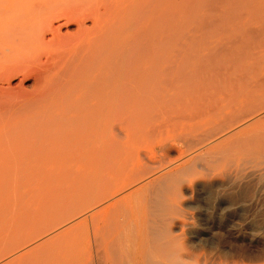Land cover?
Listing matches in <instances>:
<instances>
[{
    "label": "rangeland",
    "instance_id": "1",
    "mask_svg": "<svg viewBox=\"0 0 264 264\" xmlns=\"http://www.w3.org/2000/svg\"><path fill=\"white\" fill-rule=\"evenodd\" d=\"M3 1L7 2V0L0 1V24L10 18V15L12 16L11 18L24 21L26 16L28 18L32 16V14L37 15L36 11L40 12L38 13L39 16H36L40 22L36 27L32 26L35 28L34 30L30 27L29 30L23 34L18 33L15 35V31L13 32V30L8 29L7 32L4 33L6 30L3 31L0 29V47L3 48H0V65L4 62L1 66L15 67L14 64L18 66V68H14L15 72L13 71L11 75L9 74L8 80L11 86L15 88L14 90H23L24 94L26 93L25 96L27 100L23 99L22 101L19 99V102L17 101L18 104L15 103L17 105L16 108H22L26 102L34 103L39 100V93L41 92L40 82L44 75L51 80L56 79L55 77L58 76V79H56L58 83L57 80L60 81L63 74L66 76L63 77L67 79L68 72L71 69L75 71L76 65L81 61L83 62L85 57L87 59L89 53L93 56L98 50H96L95 53H92V50L90 52L89 47L91 43L89 44L87 39L91 40L90 38H92L93 35H89L91 33L95 34L97 31L99 32L100 28L105 26L103 22L105 23L108 21L112 29L116 24L113 29L114 31L116 30V33L117 26L121 28L123 23L122 20L117 21L116 16H118V12L120 11L119 18H123L121 16L123 10L126 8L125 6H127L126 4H128L129 8H127L130 11L131 9H137L142 4V6H145L143 16L144 24H142V27H144L143 30L146 33L142 34L145 37L144 40L142 38V44L146 41V43L143 44L145 48H143L142 45L140 46V48L142 47V50H144L142 54L136 52H141V50H138L139 48L137 50L133 49L139 46L140 36L137 34L133 35L134 32L132 31L133 28L131 29V25H129L130 27L128 30L126 28L130 23H128V19L133 17L132 19L136 21L135 12H133L135 10L131 11L132 17H130L131 15L128 16L130 18L127 17L128 13H126L127 15L123 14V16L125 15L127 17H125L127 22L124 21L125 25L123 24L124 26H122L126 29V34L124 35L125 32L122 33L123 28L118 30V32H121L124 36L121 37V41L119 38L122 34H119L120 36L117 35V38L115 37V40L119 39V42L116 41L117 43H114V45H119L121 48L119 49L118 46L115 45L118 50L113 49L114 51L112 54L115 56L117 55L115 57L111 54L113 56L112 59L114 58L113 62L116 61V58L121 59V57H124L123 59L125 61L130 57L125 63L122 62L123 64L120 65L121 67L119 66L121 70L122 67H127L126 69L128 70L130 68L132 69L129 70L131 74H126L127 71L124 73L123 70L125 68H123V73H121L127 75H123L124 78L128 76L131 78V75H133V77L139 76L140 78H137L140 80L146 73L144 77L147 81L149 78L146 75L150 72L151 74L148 75L150 76V83L147 86L145 97L141 96V98L143 97L142 99L137 97L139 101L137 98L134 99V95L132 94V96L131 93L130 98L129 96L126 97V99L122 98V96L124 97L126 94L125 90L127 91L128 88L131 87V81L134 82L136 77L133 79L134 81L128 78V81L125 80V82L122 80V74L120 73V76L118 74V72L121 71L120 69L114 72L118 74L116 78H120L118 79L119 81L122 80V82H117L121 83V91L124 87L126 88L127 85L128 88H124V95L122 91V96H120L121 91L118 90V85L116 88L120 94L118 95L117 91L114 94L113 101H115V103H118L120 100V102H127L128 99L130 101L128 102L129 105L131 102H135V100L140 103L136 101L138 103L136 104L135 102V105H139V108H136L137 106L133 105L134 103L131 104L133 108L135 107L136 110L138 109L137 111L134 109L132 111L133 113L130 109L131 106L130 108L129 106L126 108L125 104L127 103H124L122 108H118L120 110L116 109L117 111L112 113L111 117L113 119L111 118V127L113 128L111 129H113V144L111 147L112 149H109L111 151H107L108 157L112 158H108L106 156L107 154L105 155L106 157L104 156L105 146H101L104 145V142L100 143V145L97 143V149L99 150L97 151L98 156L91 160L77 159V157H73V160L69 159L67 162L63 160L62 163L60 162L59 167H54L55 169L52 168L49 173L44 175L45 177L34 176L30 187L23 186L16 189H0V264H264V112L262 113L263 110H260L264 108V86L262 85L264 84V1L260 0V3H258L259 0H198V2L197 0H162L161 2L155 0V2H158H156L157 5L148 7L145 0H46L45 5L49 2L53 9H56L55 6L60 2L57 9L54 11V13L56 12L57 14H59L62 9L65 10V8L66 11L68 8H74L75 11V7L78 8V6L79 8L82 6L81 8L84 7V9H88V7H97L96 9L99 11L94 8L96 14H93L95 13L93 10V13L89 12L92 8H89L90 10L86 9L87 12L93 14V16L87 14L90 19L87 15H84L85 19H83V15L79 13L82 12L81 8L79 12L76 10L78 12H76V14H79L78 16H74V13H72L73 10L71 9L72 12H70L72 15L70 12L68 14L64 12V16L66 14L64 17L61 12L60 14H62V17L55 14L56 16L54 15L55 17L51 18L49 14L48 16L43 13L45 15L43 17V14H40L43 12L42 8L45 7V5H43L45 0H43L42 5H40V1L42 0H23L22 5V2L20 3L16 0V5L15 2L11 0H8L7 4L4 3V5L1 4ZM10 2V6H12V4L15 5L12 6L14 9L9 6ZM31 2H33V4ZM38 2L39 5L42 6L41 9L37 7ZM204 2L206 6H203ZM217 2L220 3L218 4ZM25 3L28 8L24 5ZM119 3L123 4L120 5ZM34 4L36 6H34ZM118 4L122 7L120 8ZM152 4L155 5L154 2ZM244 4L246 5L242 6ZM1 5L5 7L2 8ZM29 5H33L31 8L34 10H30L31 8ZM7 6H9L10 9H8ZM59 6L61 11L59 10ZM103 6H105V8L107 7V9L109 8L110 14L113 12L112 14L115 15L114 12H117L116 16L112 19V16L105 12L107 9ZM202 6L204 11L208 8L209 11L207 10V13H211L212 15L203 12ZM232 6H234L236 11ZM118 7L121 10H117ZM103 8L108 17L110 16V18L107 19H112L111 21H106L105 14L102 15L103 18H99V15L103 14ZM113 8L116 9L114 10ZM229 8H231L232 12L228 11ZM12 9L15 10V13ZM111 9L113 10L111 11ZM97 11L102 12L99 14ZM12 12L14 15L11 14ZM29 12H31V14ZM235 12L241 16L238 17L240 19L239 23H248L252 29H254V32L255 29L259 32L261 27L263 28L260 33L256 32L255 35L257 38L255 37L254 41L252 40L249 42L251 43L250 46L247 45L248 42L245 44L248 50H243L242 58L244 59H240V55L242 54L239 55V59H237L238 63L236 61L237 64L235 65L236 69L232 67L231 63V69H229L228 63L223 64V66H226L225 68L229 69L228 74L231 78H235L236 80L238 78H236V76H242L244 78V81L242 80L243 83L241 80V82L237 80L234 84L237 88L233 86L236 89L237 95L233 94V88L228 87L227 88L232 91H228L227 89V91H225L223 89L221 91L225 94L221 93L220 95L219 92L218 94L214 92L211 85L206 80L209 78L208 81L215 87L214 81L212 82L210 78L213 73L207 71L208 67H205L206 70L203 67L204 70H201L202 72L199 70L203 73V75L200 73L198 75L199 77L191 75V72H193V74L195 72L196 74V69H198V65H195L197 64L196 54L203 56L210 52L212 53L216 49L208 50L207 52L203 50L204 45L200 43V50L198 49L200 52L196 50L197 53L195 54L194 51L197 49L195 45H197L198 42H195L192 35L196 37L201 32L211 33L212 30L216 33L219 26V28L224 27L225 29L226 27L228 28L227 30H231L230 28H233L231 24H235L233 26H236L238 18L233 21V23L225 22L224 18L231 13L235 14ZM241 12H243L242 15ZM28 13L30 15H28ZM97 13L99 14V21ZM205 13L207 14L206 16H204ZM218 13H220L222 17H220ZM83 14H86V12H83ZM195 14L199 17L196 18ZM7 15L9 16L5 17ZM252 15L254 16L252 17ZM3 17L5 20H2ZM36 17L35 20H37ZM46 17L48 20H46ZM75 17H78L77 19L80 25L83 23L82 25L84 26H82V29H89L87 32L84 30L81 31ZM203 17L207 18L205 19ZM218 17L221 19L223 18L224 21H220L227 24L222 22L223 25H221L217 22L219 21L217 19L216 23L214 21V23L211 24L212 26L214 25V27L218 25L216 26L217 29L214 28L216 31L213 28L210 30V28L206 26L203 27L202 25L197 27L198 24L196 22L197 25L193 23V20L197 22L200 21L201 19L199 18L205 19L203 20L204 22H211L212 19L214 20V18ZM255 17H257L259 23L257 20H254ZM44 18L47 22L44 26H41V21L43 24ZM125 18L123 19L126 20ZM100 20L102 21L100 22ZM115 21L116 23L114 24ZM176 21H180V24H176ZM49 22H53L57 30L59 29L58 33L60 32V35L62 34L69 39V41L71 37L76 40L75 37L80 32L84 31L86 36H84V39L87 41L83 40L82 35H78L79 39L77 40L81 41L82 38V41H84L83 44L85 45L81 46H85V48L82 49L79 45L80 41H76L77 45L75 41H72L75 45L70 43L71 41H68L69 44L72 45L71 48L69 47L71 49L69 52L67 51L69 48L66 49V45H64L65 47H61L58 41L56 44L53 42L55 45L50 44L49 40H51L52 35L46 28ZM98 22L100 26H98ZM112 23L114 24L113 26ZM133 23L134 22H132V24ZM110 25L107 23L106 27ZM93 26L95 27V32ZM259 26L260 29L258 28ZM78 27L80 28V32L78 31ZM200 27L201 29L199 30L198 28ZM130 30L132 34L129 33ZM42 34L45 35V40H41L40 37H35ZM96 35H98V33L94 36L97 38L98 36ZM63 36L61 39H64ZM136 36L139 37L137 38ZM242 36L240 35L241 40L245 42L246 38ZM66 38L65 41L67 40ZM215 39L218 40L217 37H215ZM215 39L213 41H215ZM122 41L126 45L122 43L123 45L121 44L122 46H120ZM130 41L133 44H137V47H132L133 44L130 46ZM252 42H255V44ZM57 44H59V46H56ZM93 45H95V43L91 46ZM260 45H262V47H260ZM56 47H58V49ZM95 47L98 48L97 45H95L94 48ZM61 48H65L66 50H64L67 52L66 55L63 54V57L61 52L60 55L57 54V51H60ZM91 48L93 49V47ZM64 50H62V53ZM72 50L74 52L75 50H77L76 52H82L80 55H76L77 53L75 52L77 58L73 54L75 60L71 57L75 63L68 59L69 55L73 56L70 53L73 52ZM115 50H117L118 53H115ZM87 52L89 53L86 56L85 53ZM68 53L70 54L68 55ZM123 53L124 56H121ZM83 55L85 57L81 60ZM143 55L144 58L142 59L145 60H143L144 62L141 60V56L143 57ZM193 55H196V57ZM56 56L58 58H56ZM236 56L237 54L233 56V59L234 57L236 58ZM246 56L251 57L248 59ZM135 57L140 58L136 59ZM130 59L131 61L128 63ZM138 59L142 61V65ZM68 60L72 63L68 62ZM88 60L86 62H88ZM133 60L134 62L136 60L138 62L136 68ZM67 62L70 63L71 67L70 65L66 66L68 65ZM132 62L134 64L131 66ZM139 63L141 71L144 70L143 75L140 74L141 71L136 73L137 70H139ZM128 64L131 67H129ZM234 64L233 62V65ZM194 65L197 67L195 68ZM67 67H70V69ZM192 67L194 68L192 69ZM252 67L256 68L257 71L254 68L251 70ZM66 68L69 71H67ZM243 69L247 70V73L246 70L242 71V73H246V76L240 73ZM64 70H66V73ZM199 71L197 70L198 73ZM70 73L72 72L70 71ZM58 74L60 75V79ZM254 75H256V77ZM200 76L203 78L206 77V81ZM207 76L210 77L207 78ZM256 78L259 82H262H260V84L256 83L258 82ZM90 80L89 84L91 85L92 81ZM94 81L96 83V80ZM123 81L126 83V86H124L125 84ZM146 81L145 84L148 83V81ZM222 81V84L221 81L218 83L220 87L225 86L224 81L227 83L226 80ZM248 81L251 82V84L249 83L250 85H247ZM97 82L100 83L101 81ZM113 82L115 83L114 85L117 84L116 80H113L112 83ZM135 82L134 84L136 85ZM87 83L85 85L89 86ZM98 83H96L97 86ZM240 83L242 87H239L241 86ZM254 83L259 84L258 87L261 86L259 88L257 86V88H251V86H254ZM92 84H94V82ZM96 84L92 87L96 86ZM204 85L209 87H205ZM227 85L229 84L227 83ZM245 85H247V87H245ZM249 89L251 90V94H248L250 98H247L248 96L245 92H249ZM130 91L129 88V91H127L128 95ZM213 92L215 98L212 95ZM222 94L227 95V97H224ZM243 94H246L247 97L243 96ZM251 95L253 96L251 97ZM132 97L133 99H131ZM254 97L255 99H253ZM245 99H247L248 105ZM256 99L259 100L256 101ZM252 101L253 108H250L249 104ZM246 105L248 106L247 108H245ZM260 106H262V108ZM257 108L260 111L257 110ZM254 110L256 111L254 112L255 114L252 113ZM241 112L242 114H240ZM243 112H245V114L247 112L250 114L248 115L247 113V116H245ZM59 113L60 118L62 113ZM49 116L51 117V114L39 117V119L43 121L41 123L48 122L49 118L48 120L46 118ZM66 116L67 115L63 114L62 117ZM237 116L241 118L242 121L239 122L241 119L237 118ZM261 116H263V118H261ZM35 120L36 119L33 118L31 122L34 125L38 122H35ZM37 124H39V122ZM217 131H221V133L219 132V135L214 136ZM101 141H103V138ZM115 144L118 145V147L115 146ZM100 146L104 147V149ZM109 152H113L112 155L111 153L109 154ZM66 160L67 159H65V161ZM60 172L62 173L61 175ZM144 172L146 174H144ZM50 173H54L52 175H54L55 178H52L54 176L50 177ZM48 179L49 181L51 180L50 183ZM40 182H43V184H40ZM37 183L40 184V186H38ZM84 186L85 190H90L84 192ZM51 189L58 193L56 194ZM107 190L108 192H106ZM88 192L93 193L90 194ZM78 193L80 194L79 196ZM83 195L84 199H82ZM57 197H59V199ZM72 197L75 199H72ZM101 197L104 202H101ZM60 198H62L66 204ZM106 198L108 199L107 201ZM98 200L101 201L99 202ZM46 201H48L49 204ZM69 201L73 202V204L75 202L76 205L72 206ZM45 202L47 204H44ZM62 204L65 205L68 210L62 207L63 209L60 208V210H58L59 208H57L56 211L55 205L59 207L62 206ZM70 205L75 209L70 208V210ZM150 205L152 207H150ZM39 206H41V208ZM68 213H72V216H70L71 214L68 215ZM111 223L112 226L110 225Z\"/></svg>",
    "mask_w": 264,
    "mask_h": 264
},
{
    "label": "bare ground",
    "instance_id": "2",
    "mask_svg": "<svg viewBox=\"0 0 264 264\" xmlns=\"http://www.w3.org/2000/svg\"><path fill=\"white\" fill-rule=\"evenodd\" d=\"M1 1V0H0ZM12 2L14 1L15 2V0H11ZM16 1H18V2H22L23 0H16ZM33 1V0H32ZM54 1V0H53ZM52 1V2H53ZM58 1V0H57ZM61 1V0H60ZM79 1V0H78ZM125 1V0H124ZM141 1H143V0H141ZM160 2L162 1V0H159ZM219 1V0H218ZM230 1V0H229ZM264 1V0H263ZM262 1V2H263ZM7 2H8V0H7ZM7 2H5V1H3V3H1V4H4V3H6L7 4ZM26 2V1H25ZM41 2V4L40 5H42V3H43V0L42 1H40ZM48 2V1H47ZM51 2V1H50ZM145 2H146V4H147V6L148 7H154V6H156L157 5V3L155 2V0H145ZM155 3V5L154 4H152V3ZM197 2H198V0H197ZM32 4H33V2H31ZM34 3L36 4V2L34 1ZM45 3H46V0H45V2H44V4L43 5H45ZM49 3V2H48ZM47 3V4H48ZM57 3V2H56ZM212 3V2H211ZM218 3V2H217ZM217 3H214V4H217ZM220 3V2H219ZM218 3V4H219ZM226 3V2H225ZM233 3V2H232ZM235 3V2H234ZM258 3H260V0H259V2ZM10 4H11V2L9 3V6H10ZM17 3L15 2V5H16ZM23 4V2L21 3V5ZM34 4V6H36ZM38 5H39V2L37 3ZM46 4V5H47ZM59 4H60V2H59ZM58 4V5H59ZM105 4V3H104ZM113 4V3H112ZM120 4V3H119ZM118 4V6L120 7V5H122L123 3H121L120 5ZM217 4V5H218ZM238 4V3H237ZM5 5V4H4ZM15 5H13L12 4V6H15ZM20 5V4H19ZM19 5H17L18 7H20ZM26 7H27V5H26V3L24 4ZM24 5H23V7H24ZM37 5V7H39V9H41L42 8V6H38ZM45 5V9L44 8H42V10H43V12L40 14V15H42L43 13L46 15H50L51 16V18L52 17H55L56 15H62V16H64V12L66 13L67 12V14L71 11V9L73 10V12L72 13H74L73 15L75 16H78L79 14H76V10H78V12L81 10L82 12H79L80 14H82L83 16L82 17H84V15H87V14H90V13H93V12H95L94 10L97 8V7H94V8H92V7H88V9L87 8H85L84 9V7L83 8H81L82 6H80V8H79V6H78V8H76L75 7V11H74V8H68L67 9V11H66V8H65V10L64 9H62V11H61V8H60V6H59V10L62 12V14H57L56 12L54 13V11L57 9V6L58 5H53V6H55V8L56 9H53V7H52V5H51V3H49L47 6ZM49 5H51V6H49ZM64 5V4H63ZM116 5V4H115ZM127 6H125L124 8L126 9V11H125V9L124 8H122V9H124L123 10V13H122V16L121 17H123V18H125L126 16L124 15L123 16V14H126V13H128V15H127V17L128 16H130L131 15V11H133V10H135V11H133V12H135L134 13V15L136 16V21L134 20V19H132L133 17H132V15L130 16V17H132V18H130V17H128V18H130V19H128L129 21H128V23H126V24H128V26L126 27L127 28V30L129 29V25H131V29L133 28V35H135V34H137V35H139L140 36V40L139 39H137V40H139V46L137 47V44H133L131 41V43H130V46H132L131 44H133V46L132 47H134V46H136L137 48H133V49H135V50H137L138 48V50H141V52H139V51H136V52H138V54L139 53H141L142 54V51H144V50H142V47L143 48H145V46H143V44H145L146 43V41L142 44V38H143V40H144V36L142 35L143 33H145V31L143 30V28L144 27H142V24H144V8H145V6H140V7H138L137 9H131V11L128 9L129 7H128V4H126ZM198 5V4H197ZM201 5V4H200ZM233 5V4H232ZM246 4H244V5H242V6H245ZM2 6V8H4L5 6H3V5H1ZM7 6V8L8 9H10V7H12V6ZM33 6V5H32ZM31 5H29V7L31 8L32 7ZM117 6V5H116ZM203 6H206L205 5V2H204V5ZM203 6H202V9H203ZM229 6V5H228ZM104 8H105V6H103ZM119 7L117 8V10L119 9ZM122 7V6H121ZM120 7V8H121ZM128 7V8H127ZM230 7H231V5H230ZM233 7V9H235L234 8V6H232ZM247 7V6H246ZM13 8V7H12ZM21 8H22V6H21ZM21 8H19V9H21ZM28 8V7H27ZM91 10H90V9ZM101 8V7H100ZM99 8V9H100ZM103 8V9H104ZM204 8H206V7H204ZM223 8V7H222ZM248 8V7H247ZM14 9V8H13ZM12 9V10H13ZM26 9V8H25ZM25 9H24V12H25ZM33 8H31L30 10H32ZM37 9V8H36ZM35 9V10H36ZM90 10L89 12H87V10ZM105 9H107V7L105 8ZM105 9L103 10V14H100V12H102V11H100V12H98L99 10L98 9H96V10H98L97 12L100 14H98L97 13V18H98V15H99V18L101 19V18H103V16L102 15H106V21H108V20H110V19H107V18H110V16H112L111 18L113 19L114 18V16H116V14H117V12H114L115 13V15L114 14H110L109 12H110V10H108V12H107V10L105 11ZM114 10L116 9V8H113ZM113 9H111V11L113 10ZM214 9V8H213ZM34 10V9H33ZM38 10V9H37ZM47 12H49V13H47ZM69 10V11H68ZM85 10V11H84ZM92 10H93V12H92ZM119 10H121V9H119ZM127 10H128V12H127ZM153 10H154V8H153ZM206 10V9H205ZM207 10H208V8H207ZM207 10L206 11H204V9H203V12H206L207 13ZM217 10V9H216ZM225 10V9H224ZM239 10V9H238ZM242 10V9H241ZM3 11H5V10H3ZM14 11V13H15V10H13ZM22 11V10H21ZM109 13L110 14V16L108 17V15L105 13ZM155 11V10H154ZM209 11V10H208ZM228 11L230 12L231 11V8H229L228 9ZM234 11V10H233ZM235 11H236V9H235ZM16 12H18V11H16ZM23 12V11H22ZM37 12V15H38V13H40L39 11H36ZM46 12V13H45ZM51 12V13H50ZM71 12H70V14H71ZM77 12V13H78ZM83 12H86V14H83ZM125 12V13H124ZM223 12V11H222ZM226 12V11H225ZM232 12V11H231ZM240 12V11H239ZM258 12V11H257ZM30 14H31V12H29ZM28 13V15H30ZM33 13V12H32ZM34 13H35V11H34ZM53 13V14H52ZM119 13H120V11L118 12V16H116V20L117 21H119V20H122L123 21V23H122V26H124L125 24H124V21L125 22H127V17L125 18L126 20H124L123 18L121 19V18H119L120 16H119ZM130 13V14H129ZM205 13V15L204 16H206L207 14H211V13H207L206 14ZM215 13V12H214ZM221 13V12H220ZM220 13H218L219 15H220V17H222L221 16V14ZM224 13V12H223ZM234 13V12H233ZM233 13H231V14H229V15H226L225 17L226 18H224L225 19V22H228V23H233V21H235L239 16H240V14H236V12H235V14H233ZM238 13V12H237ZM242 13L243 12H241V15H242ZM254 13V12H253ZM1 14V13H0ZM4 14V13H3ZM6 14V13H5ZM11 14H13V12L11 13ZM43 14V17L45 16ZM52 14V15H51ZM56 14V15H55ZM93 14H96V12L95 13H93ZM93 14H90L89 16H93ZM226 14V13H225ZM227 14H228V12H227ZM251 14V13H250ZM14 15V14H13ZM36 14H32V16H30V17H28L27 18V16H26V21L24 20V21H18L17 20V18L15 19V18H11L12 16L10 15H7V16H5V17H10V18H6L7 20L4 22H2L1 24H0V29H2L3 31H5L4 33H6L7 32V30L9 29V30H13V32L15 31V35L16 34H18V33H21V34H23L24 32H26L27 30H29V28L30 27H32V26H35L36 27V25L40 22V20L36 17L37 16ZM48 15V16H49ZM55 15V16H54ZM72 15V14H71ZM70 15V16H71ZM196 16V18L197 17H199V16H197V14H195ZM212 15V14H211ZM39 16V15H38ZM47 16V17H48ZM61 16V17H62ZM65 16H66V14H65ZM64 16V17H65ZM69 16V15H68ZM73 16V17H74ZM88 15H87V17L90 19V17H89ZM102 16V17H101ZM254 15H252V17H253ZM14 17V16H13ZM17 17V16H16ZM35 17H36V19L37 20H39V21H37V20H35ZM46 17V20H48V18ZM63 17V18H64ZM81 17V16H80ZM79 17V18H80ZM194 17V18H195ZM202 17V16H201ZM208 17V16H207ZM206 17V18H207ZM241 17V16H240ZM250 17V16H249ZM59 18V17H58ZM78 18V17H77ZM76 17H75V19H77ZM99 18H98V21H99ZM193 18V19H194ZM203 18H205V17H203ZM203 18H199V19H201L200 21H195V20H193L194 22L193 23H195L196 25H197V27L198 26H203V27H208V28H210V30H212V28L214 29H217V27L216 26H218V25H216L215 27H214V25L212 26L211 24H213L214 23V21H215V23H216V21H217V19L219 20V21H217V22H219V24H221V25H223V23H225V22H223L224 21V19L222 18H214V20L212 19V21L211 20H209V21H211V22H208V21H203V20H205V19H203ZM210 18V17H209ZM20 19V18H19ZM83 19H85V17L83 18ZM111 19V20H112ZM211 19V18H210ZM216 19V20H215ZM2 20H5V18L3 17V19ZM16 20V21H15ZM37 21V22H35V21ZM110 20V21H111ZM115 20V19H114ZM131 20H133V21H131ZM220 20H223L222 22L220 21ZM253 20V19H252ZM254 20H257L258 21V19H257V17H255L254 18ZM11 21H14V22H11ZM44 23L42 24V21H41V26H44L45 24H46V22L47 21H45V18H44ZM81 21H83V20H81ZM102 20H100V22H101ZM121 21V22H122ZM202 21V22H201ZM239 21H240V19L238 18V23H237V25L236 26H233V25H235V24H231L232 25V27L233 28H230L231 30H227L228 28H226L225 27V29H224V27H221V28H219L218 27V29H217V32L216 33H214V31L212 30V32L211 33H209L208 31V33H206V32H201V33H199V35H197L196 37L194 36L193 37V35H192V38H194L195 39V42L197 43V45H195L196 47H197V49H195V54L197 53V52H200V51H198V49L200 50V47H199V45H200V43L202 44V45H204V47H203V50H205V51H207L208 52V50H213V49H215L211 54L209 53V54H207V55H201V56H199L198 54H196L197 55V64H195V65H198V69H196V74H195V72H194V74H193V72H191V75L193 76L194 75V77H199L198 75L202 72L201 70H204L205 69V67H208V72L209 73H213V75L210 77V76H207V78L208 77H210L211 78V81L213 82L214 81V83H215V87L211 84V82H209L208 81V79H206V77L205 78H203L202 76H200V77H202V79L204 80V81H206L207 80V82L211 85V88L214 90V92H216L217 94H218V92L220 93V95H221V93H224L223 91H221V90H225V91H232V90H229L228 88H233L234 90H233V94H236V89L233 87V86H235L236 87V85H234L236 82H237V80H243L244 81V78L242 77V76H236V78H237V80L235 79V78H231L230 77V75L228 74V71H229V69H231V64H232V67H234L235 68V65L238 63V61H237V59H239V55L240 54H242V55H240L241 57H240V59L242 58V56H243V50H246L247 48V46H245V44H247V42H248V46H250L251 45V43H249L250 41H254V38L256 37L257 38V36L255 35L256 34V32L258 31V30H256L255 29V32H254V29H252V27L247 23V24H242L241 22V24L239 23ZM0 22H1V20H0ZM75 22H76V20H75ZM132 22H134L133 24H132ZM180 22V21H179ZM179 22H177L176 21V24H180ZM221 22V23H220ZM79 23V20L77 19V24ZM82 23V22H81ZM99 23V22H98ZM106 23V24H105ZM103 22V25H105L104 27L102 26V28H100V33L97 31L95 34H97L98 33V35H96V36H98L97 38L96 37H94L95 36V34H93V33H91L89 36H91V35H93V40H92V38H90L91 40H89V39H87L88 40V42H89V44H90V47H89V49H90V52H91V50H92V53L94 52L95 53V51L96 50H98L93 56L89 53V52H87V53H85V55L87 56V54L89 53V56L91 55V57L89 58V56H87V59H86V57L83 55V57L81 58V60H83L84 59V57H85V59H84V61L82 62H79V64H77L76 65V70L73 72L72 71V69L70 70L72 73H70V71L67 69V68H69L70 69V67H71V65H70V63H68V62H73V60H75V57H76V55H80L81 53L80 52H76L77 50H75V52L77 53H75L73 50L74 49H77V48H74L72 51L73 52H70L72 55L74 54H76L75 55V57H74V55L73 56H71V55H69L70 53H68V55H69V57H68V59L69 60H71V61H69L68 60V62H67V64L68 65H66V66H69L70 65V67H67L66 68V70L67 71H69L68 73L69 74H67V79L66 78H64V77H66V76H64V74H63V76H62V79L60 80V81H62V80H66V81H62V82H60L59 80H57L58 81V83L56 82V79H58V76L57 77H55L56 79H53V80H51V79H49L47 76H43L42 77V79H41V82H40V87H41V92L39 93V100H37L36 102H26L25 103V105H23V107L21 108H16V104L15 103H17V101L19 102V99L20 100H22L23 101V99L24 100H27V98H26V96H25V94H24V91L23 90H20V91H16V90H14L15 88H13L12 86H11V84H10V81L8 80V77H9V74L11 75V73L14 71L15 72V70H14V68L16 69V67L18 68V66L16 65V64H14L15 65V67H13V66H5V65H3V66H1L3 63H1V65H0V189H5L6 188V190H7V188L8 189H16V188H18V187H25V186H28V187H30L31 186V184H32V182H33V179H34V176L36 177V176H44V175H46L47 173H49V171L52 169V168H54V167H59V165H60V162L62 163V161L64 160V162H67L69 159H72L73 157H77V159H86V160H91L92 158H94V157H97L98 156V153H97V151H99L98 149H97V146H98V144L100 145V143H103L104 142V145H101V146H105V151H104V156L106 155L107 157H108V153H107V151H111V150H109V149H112L111 147H112V142H113V129H111V128H113V127H111V116H112V113L113 112H115V111H117V110H120V109H118V108H122V105H124V103H127V104H125L126 105V108H127V106H129V108H130V106H131V104L132 103H134L133 105H135V102L137 101V100H135V102H131V104L129 105V103L128 102H130L128 99H127V102L126 101H124V102H118V103H115V101H113L114 100V94L119 90V91H121V83H117V82H122V80H126V81H128L127 79L128 78H130L129 76L128 77H126V78H124V76L123 75H125V76H127L126 74H131L130 73V71L129 70H132L131 68L128 70V69H126L125 67H122V70H123V68H125L124 70H123V72L125 73L126 71H127V73L126 74H122L123 72H122V70L120 69V65L121 64H123V63H125V61L127 60V59H129V58H127L125 61H124V57L122 58L121 57V59H117L116 58V61L115 62H113L114 61V58L112 59V57L113 56H115L114 54H112L113 53V49H117L118 50V48L120 49L121 47H119V45H116V46H118V48H116V46L114 45V43H117L116 41H118L119 39H120V41H121V37H123L125 34H126V29L125 28H123L122 26H121V28H123L122 29V33H124V35L120 32H118V30L119 29H121V28H119L118 26H117V32L115 33V31L113 30L114 28H115V23H116V21L114 22V24L112 23V26L114 25V27H113V29H112V27H111V25H110V23H109V21L108 22ZM107 23H108V25H110V26H108V27H106V25H107ZM120 23V22H119ZM191 23H192V21H191ZM201 23V24H200ZM257 23V22H256ZM258 23H259V21H258ZM83 24V23H82ZM80 25V23L78 24L79 25V27L81 28V31L82 30H84V31H86L87 32V30H89L88 28L87 29H82V26H84V25ZM117 24H118V22H117ZM121 24V23H120ZM124 24V25H123ZM225 24H227V23H225ZM98 25V24H97ZM132 25H133V27H132ZM230 25V26H231ZM259 25V24H258ZM40 26V25H39ZM95 26V25H94ZM93 26V27H94ZM98 26H100V23H99V25ZM120 26V25H119ZM177 26V25H176ZM193 26H195V25H193ZM212 26V27H211ZM227 26V25H226ZM261 26V25H260ZM260 26L258 27L259 29H260ZM78 27V31L80 32V28ZM228 27V26H227ZM33 28V27H32ZM31 28V29H32ZM46 28L48 29V31L50 32V34L52 35V38H51V40H49V43L50 44H54L53 42H55V44L57 43V41H58V43L61 45V47H63L64 45H66V49L67 48H71V44H69V42L70 43H72L73 44V42L72 41H80V40H77V39H79V37H78V35L80 36V35H82V37H83V40L84 41H87L86 39H84V36H85V34H84V31L83 32H80L78 35H77V33H76V40L73 38V37H71L70 39V41H69V39H67L65 36H63L62 34V36H63V38L64 39H61V35H60V32L58 33V31H59V29L57 30V27H55L54 26V23L53 22H49V23H47V25H46ZM84 28V27H83ZM85 28H86V26H85ZM196 28V27H195ZM194 28V29H195ZM263 27H261V29H262ZM35 28H33V30H34ZM125 29V30H124ZM199 30L201 29V27L200 28H198ZM197 29V30H198ZM214 29V30H215ZM261 29H260V31L259 32H257V33H260L261 32ZM93 30H94V32L96 31L95 30V27L93 28ZM124 30V31H123ZM144 32H143V31ZM206 30H207V28H206ZM2 31V32H3ZM40 31V30H39ZM91 31H92V29H91ZM216 31V30H215ZM1 32V31H0ZM11 32V31H10ZM93 32V31H92ZM9 33V32H8ZM129 33H131V30L129 31ZM13 34V33H12ZM12 34H10V35H12ZM116 34V35H115ZM119 34H122V36H120ZM132 34V33H131ZM130 34V35H131ZM146 34V33H145ZM14 35V36H15ZM117 35H119L120 36V38L119 39H116L115 40V37L117 38ZM133 35H132V37H133ZM240 35L242 36V37H244V38H246L245 39V42L244 41H242L241 40V37H240ZM88 36V37H89ZM199 36V37H198ZM1 37V36H0ZM9 37V36H8ZM16 37V36H15ZM28 37V36H27ZM35 37H40L41 38V40H45L46 39V37H45V35L44 34H42V35H37V36H35ZM68 37V36H67ZM78 37V38H77ZM86 37V36H85ZM215 37H217L218 38V40L217 39H215ZM65 38L67 39L66 41H67V43H66V41H65ZM73 38V39H72ZM264 38V37H263ZM2 39V38H1ZM12 39V38H11ZM193 39V40H194ZM215 39V41H213ZM250 39V40H249ZM3 40V39H2ZM60 40H62V41H60ZM63 40H64V42H63ZM124 40V39H123ZM261 40V39H260ZM16 41H19V40H16ZM52 41V42H51ZM69 41V42H68ZM81 41H82V38H81ZM80 41V43H79V45L81 46H83V45H85V44H83L84 43V41H82L81 42ZM124 41H126V40H124ZM134 41H135V39H134ZM4 42V41H3ZM20 42V41H19ZM46 42V41H45ZM61 42V43H60ZM119 42V41H118ZM136 42V41H135ZM138 42V41H137ZM43 43V42H42ZM63 43V44H62ZM65 43V44H64ZM95 43V45H97L98 46V48H94V46L95 45H93V46H91L92 44H94ZM124 44V42L122 41L121 43H120V46H122L123 44ZM195 43V44H196ZM253 43V42H252ZM54 44V45H55ZM59 44H57L56 46H59ZM67 44H69V45H67ZM122 44V45H121ZM253 44H255V42L253 43ZM3 45V44H2ZM73 45H75V44H73ZM76 45H77V42H76ZM124 45H126V44H124ZM142 45V47L140 48V46ZM1 46V45H0ZM20 46V45H19ZM79 46V47H80ZM81 46V47H82ZM15 47V46H14ZM65 47V46H64ZM76 47H78V46H76ZM88 47V46H87ZM91 47H93V49L91 48ZM115 47V48H114ZM125 47V46H124ZM132 47H131V49H132ZM260 47H262V45H260ZM0 48H2V47H0ZM16 48V47H15ZM57 49H58V47H56ZM69 48V50H67L68 52L71 50ZM83 48H85V46L84 47H82V49ZM248 48H250V47H248ZM3 49V48H2ZM62 49V48H61ZM60 49V51H57V54H59L60 55V52H61V54H62V57L64 56L63 54H65L66 55V49L64 50V49H62V50H64L63 51V53H62V50ZM79 49V48H78ZM82 49H81V51H82ZM88 49V48H87ZM87 49H85V50H87ZM95 49V50H94ZM94 50V51H93ZM117 50H115V53L117 52L118 53V51ZM126 50V49H125ZM134 50V51H135ZM196 50H197V52H196ZM248 50V49H247ZM2 51V50H1ZM9 51V50H8ZM79 51H80V49H79ZM123 51V50H122ZM252 51V50H251ZM59 52V53H58ZM126 52V51H125ZM135 52V53H136ZM241 52V53H240ZM113 56H112V55ZM134 54V53H133ZM138 54H136V55H138ZM237 54V56H236V58L234 57V59H233V56L234 55H236ZM256 54V53H255ZM118 55H120V54H118ZM127 55V54H126ZM196 55H193L194 57H196ZM246 55H248V54H246ZM58 56V55H57ZM56 56V58H58ZM117 56V55H116ZM115 56V57H116ZM121 56H124V53H123V55H121ZM134 56V55H133ZM139 56V55H138ZM192 56V57H193ZM61 57V56H60ZM71 57H73V58H71ZM78 57H80V56H78ZM128 57V56H127ZM247 57V56H246ZM251 57V56H250ZM250 57H247L248 59L250 58ZM10 58V57H9ZM18 58V57H17ZM77 58V57H76ZM88 58H89V60H88ZM136 59L137 58H140V57H135ZM142 58H144V55H143V57L141 56V60L143 61L144 59H142ZM157 58H158V56H157ZM1 59V58H0ZM61 59V58H60ZM73 59V60H72ZM79 59V58H78ZM156 59V58H155ZM242 59H244V58H242ZM7 60V59H6ZM18 60V59H17ZM88 60V62H86ZM141 60H139L138 59V61H140V63L142 62ZM80 61V60H79ZM129 62L128 63H130V61H131V59L130 60H128ZM145 61V60H144ZM143 61V62H144ZM236 61H237V63H236ZM241 61V60H240ZM6 62V61H5ZM71 62V63H72ZM78 62V61H77ZM123 62V63H122ZM133 62H134V60H133ZM132 62V64H131V66L134 64L135 65V68H136V65H137V60L133 63ZM233 62L235 63L234 65H233ZM58 63H59V61H58ZM73 63H75V61L73 62ZM140 63H139V70H137V72L136 73H138V71L140 72L141 71V69H140ZM224 63H228L229 64V69L228 68H225L226 66H223V64ZM231 63V64H230ZM260 63V62H259ZM257 64V63H256ZM255 64V65H256ZM73 65H75V64H73ZM129 65V64H128ZM141 65H142V63H141ZM195 65H194V67H195ZM250 65V64H249ZM120 66V67H119ZM130 65H129V67H131ZM137 66V67H138ZM178 66V65H177ZM238 66V65H237ZM252 66H254V65H252ZM73 67V66H72ZM194 67H192V69L194 68ZM195 67V68H196ZM203 67H204V69H203ZM241 67H242V65H241ZM64 68H65V66H64ZM75 68H73V69H75ZM132 68H134V67H132ZM200 68V69H199ZM202 68V69H201ZM253 68L254 67H252L251 68V70H253ZM121 70V71H119L118 72V74H119V76L122 74V76H123V79L122 80H118V79H120V78H116V76L118 75L117 73L115 74L114 72L116 71V70ZM151 69V68H150ZM236 69V68H235ZM255 70H256V68H254ZM66 70H64V72L66 71ZM135 70V69H134ZM197 70L199 71V73L197 72ZM206 70V69H205ZM246 70V69H245ZM244 69L243 70H241V72L240 71H238V72H240L241 73V75L243 74V76H246L245 74L247 73V70H246V73L245 72H243L242 73V71H245ZM61 71H63V70H61ZM128 71H129V73H128ZM192 71H194V70H192ZM257 71V70H256ZM64 72H62V73H64ZM117 72V71H116ZM122 72V73H121ZM133 72V71H132ZM142 72V73H141ZM140 72V74H142L143 75V72H144V70H142ZM146 72V71H145ZM148 72H149V69H148ZM205 72V71H204ZM253 72V71H252ZM66 73V72H65ZM114 73V74H113ZM121 73V74H120ZM163 73V72H162ZM188 73V72H187ZM254 73V72H253ZM61 74V73H60ZM133 74V73H132ZM146 74V73H145ZM145 74H144V76H145ZM148 74V73H147ZM149 74H151V72L149 73ZM148 74V75H149ZM202 75H203V73H201ZM232 74V73H231ZM14 75V74H13ZM59 75V74H58ZM112 75H114V76H112ZM137 75V74H136ZM148 75H146L148 78H149V80H150V76H148ZM161 75V74H160ZM118 76V77H119ZM144 76H142L141 77V79L139 80V76H137V77H139V78H137L136 76H134L133 77V75H131V78L130 79H134L135 77V81H137V82H135L134 80V82L136 83V85L134 84V82H132L131 81V85H130V82H129V85L132 87L133 85H135V86H133L132 88L131 87H129L130 88V92H129V95L127 94V91H129V88L126 86V83H124V81H123V83L125 84H123L124 86H126V88L125 89H127L128 88V90L126 91L125 90V92H126V94L124 95V91H123V89H122V91H123V95H124V97L122 96V91H121V94H120V92L118 91V95L120 94V96H122V98H125L126 99V97H128L129 96V98L131 97V95L134 97V99H136L137 97H140V99H142L141 98V96H144L145 95V93H146V89H147V86H148V84L150 83L149 82V80L147 79V81H148V83H146L145 84V81H146V79H145V77ZM183 76V75H182ZM187 76V75H186ZM253 76V75H252ZM255 77H256V75H254ZM111 77H112V79H111ZM114 77V78H113ZM133 77V78H132ZM146 77V78H147ZM184 77H185V75H184ZM191 77V76H190ZM190 77H189V79H190ZM64 78V79H63ZM193 78V77H192ZM242 78V79H241ZM245 78H248V77H245ZM10 79H11V77H10ZM59 79H60V75H59ZM90 79H93V80H90ZM137 79V80H136ZM185 79V78H184ZM206 79V80H205ZM89 80L90 81H92L91 82V85L89 84L90 82H89ZM94 80H96V83H98L97 81H101L100 83H98V86H97V84L95 83V81ZM115 81L116 80V85H114L115 83L113 82L112 83V81ZM222 80H226L227 81V83L229 84V85H227V83L224 81V83H225V86H223V87H220V85H218V83H220V81H221V84H222ZM256 80L258 81V79L256 78ZM260 80V79H259ZM56 83H55V82ZM87 81H88V83H87ZM103 81V82H102ZM125 81V82H126ZM130 81V80H129ZM139 81V82H138ZM146 81V82H147ZM157 81V80H156ZM174 81V80H173ZM240 81V82H241ZM243 81H242V83H243ZM94 82V84H96V86H94L95 87V89H94V87H92L94 84H92ZM253 82V81H252ZM260 82H262V81H260ZM260 82L258 81V82H256V83H259L260 84ZM89 84V86H87V85H85V84ZM161 83V82H160ZM205 83V82H204ZM207 83V84H208ZM213 83V84H214ZM245 83V82H244ZM251 84V82H249L248 81V84L247 85H250ZM256 83H254V86H251V88L253 87V88H257L258 87V85L259 84H256ZM264 83V82H263ZM241 84V83H240ZM262 84V83H261ZM119 85V86H118ZM123 85H122V87H123ZM192 85V84H191ZM247 85H245V87H247ZM263 86H264V84H262ZM85 86H87V87H85ZM118 86V87H117ZM205 86V85H204ZM244 86V85H243ZM257 86V87H256ZM261 86V85H260ZM259 86V87H260ZM262 86V87H263ZM88 87H90V88H93V89H90V88H88ZM97 87V88H96ZM119 88L118 90H117V88ZM205 87H209V86H205ZM214 87V88H213ZM228 87V88H227ZM239 87H242V84H241V86H239ZM258 87V88H259ZM237 88V87H236ZM244 88V87H243ZM250 88V89H251ZM18 89V88H17ZM20 89V88H19ZM116 91H115V90ZM181 89V88H180ZM215 89H216V91H215ZM227 89V90H226ZM244 89H246V88H244ZM243 89V90H244ZM249 89V92L248 91H246L245 93L247 94V96H246V94L244 95L243 94V96H246L247 98H250V96L248 95V94H251L250 93V90ZM184 90V89H183ZM242 90V91H243ZM259 90V89H258ZM39 91H40V89H39ZM239 91V90H238ZM253 91V90H252ZM257 91V90H256ZM214 92H213V96H214V98H215V94H214ZM248 92V93H247ZM130 93H131V95H130ZM151 94V93H150ZM225 94V93H224ZM224 94H222V95H224ZM229 94V93H228ZM232 94V95H233ZM241 94V93H240ZM239 94V95H240ZM117 95V94H116ZM148 95V94H147ZM179 95V94H178ZM207 95V94H206ZM231 95V96H232ZM237 95V94H236ZM136 96V97H135ZM211 96V95H210ZM230 96V97H231ZM242 96V97H243ZM253 95H251V97H252ZM133 97L131 98V99H133ZM145 97V96H144ZM224 97H227V95H224ZM239 97V96H238ZM116 98V97H115ZM213 98V97H212ZM232 98V97H231ZM235 98V97H234ZM138 100H139V98H137ZM177 99V98H176ZM253 99H255V97L253 98ZM246 100V104L248 103L247 102V99H245ZM259 100V99H258ZM257 99H256V101H258ZM133 101V100H132ZM140 101V100H139ZM139 101H137L138 103H140ZM143 101V100H142ZM255 101V102H256ZM136 102V104H138ZM235 103V102H234ZM252 103V104H251ZM250 104H249V107L250 108H253L252 107V105H253V101L251 102ZM262 103V102H261ZM260 103V104H261ZM264 103V102H263ZM262 103V104H263ZM18 104V103H17ZM21 104V103H20ZM244 104V103H243ZM132 105V106H133ZM142 105V104H141ZM141 105H140V107H141ZM248 105V104H247ZM245 106V108H247L248 106ZM257 105H258V103H257ZM131 106V112L135 109L136 110V108H139L137 105H135V106H137L136 108L134 107H132ZM255 106V105H254ZM143 107V106H142ZM244 107V106H243ZM261 108H262V106H260ZM133 108V109H132ZM117 109V110H116ZM138 110V109H137ZM136 110V111H137ZM141 110V109H140ZM252 110V109H251ZM257 110H259L258 108H257ZM260 110H263L262 111V113L264 112V108L263 109H260ZM259 110V111H260ZM218 111H220V110H218ZM231 111V110H230ZM242 111V110H241ZM245 111V110H244ZM59 112H61L62 113V116H63V114H65V115H67L66 117H60L59 118ZM128 112H130V111H128ZM142 112V111H141ZM250 112V111H249ZM254 112H256L255 110L252 112L253 114H255ZM258 112V111H257ZM133 113V112H132ZM238 113V112H237ZM244 113V115L245 116H247V113L245 114V112H243ZM48 115V114H51V117L49 116V117H47L46 119L48 120V118H49V121L48 122H45V123H41V122H43V121H41L40 119H39V117H43L44 115ZM130 114V113H129ZM129 114H128V116H129ZM240 114H242V112L240 113ZM239 114V115H240ZM250 113H248V115H249ZM131 115V114H130ZM238 115V116H239ZM262 115V114H261ZM237 116V118H239V117H241V116H239L238 117ZM252 116V115H251ZM234 117H236V116H234ZM244 117V116H243ZM33 118L34 119H36L35 120V122L36 121H38V119H39V124H33V123H31L32 121H33ZM38 118V119H37ZM126 118V117H125ZM236 118V119H237ZM254 118V117H253ZM261 118H263V116H261ZM43 119V118H42ZM113 119V118H112ZM127 119H129V118H127ZM239 119H241V118H239ZM252 119V118H251ZM130 120V119H129ZM233 120H235V119H233ZM248 120V119H247ZM240 121H242V119L241 120H239V122ZM241 124V123H240ZM233 125V124H232ZM244 125V124H243ZM149 130V129H148ZM152 131V130H151ZM156 132V131H155ZM220 133H221V131H219ZM218 131L216 132V134H214V136L215 135H219L220 133H219ZM262 132V131H261ZM219 133V134H218ZM212 134V135H213ZM158 135V134H157ZM103 138V141H101L102 140V138ZM149 136V135H148ZM213 136V137H214ZM132 137V136H131ZM152 137V136H151ZM98 138H99V140H98ZM101 138V139H100ZM246 138V137H245ZM254 138V137H253ZM252 138V139H253ZM139 139V138H138ZM207 139H208V137H207ZM258 139H260V138H258ZM154 140V139H153ZM240 140V139H239ZM248 140V139H247ZM246 140V141H247ZM98 141H100V142H98ZM149 141V140H148ZM147 141V142H148ZM241 141V140H240ZM115 142V141H114ZM118 142V141H117ZM199 142H200V140H199ZM98 143V144H97ZM106 143V144H105ZM118 144V143H117ZM202 144V143H201ZM240 144V143H239ZM249 144V143H248ZM198 145H200V144H198ZM204 145V144H203ZM208 145V144H207ZM241 145V144H240ZM249 145H251V144H249ZM100 146V147H101ZM115 146H117L118 147V145H116L115 144ZM202 146V145H201ZM199 147V146H198ZM245 147V146H244ZM101 148H103L104 149V147H101ZM100 148V149H101ZM197 149V148H196ZM113 150H115V149H113ZM229 150V149H228ZM231 150V149H230ZM102 151V150H101ZM197 151V150H196ZM234 152V151H233ZM111 153V155H112V153L113 152H109V154ZM105 156V157H106ZM110 156V155H109ZM116 156V155H115ZM108 158H112V157H108ZM115 158V157H114ZM65 159H67L66 161H65ZM73 160V159H72ZM72 162V161H71ZM88 162V161H87ZM90 162V161H89ZM108 162V161H107ZM114 162H115V159H114ZM107 165V164H106ZM109 166V165H108ZM112 166H113V164H112ZM111 166V167H112ZM85 168V167H84ZM113 168V167H112ZM111 168V169H112ZM55 169V168H54ZM263 169V168H262ZM66 170V169H65ZM68 171V170H67ZM67 171H65V172H67ZM52 172H53V170H52ZM69 172V171H68ZM67 172V173H68ZM109 173H111V172H109ZM140 173V172H139ZM51 174V173H50ZM52 174H54V173H52ZM50 175V177L51 176H54V175ZM62 173L60 172V175H61ZM64 174V173H63ZM107 174V173H106ZM142 174V173H141ZM144 174H146L145 172H144ZM111 175H112V173H111ZM134 175V174H133ZM132 175V176H133ZM64 176H65V174H64ZM75 176V175H74ZM112 176H114V175H112ZM45 177V176H44ZM59 177V176H58ZM61 177V176H60ZM76 177V176H75ZM74 177V178H75ZM52 178H55V176L54 177H52ZM79 178V177H78ZM106 178V177H105ZM143 178V177H142ZM39 179V178H38ZM37 179V180H38ZM57 179V178H56ZM69 180V179H68ZM76 181V180H75ZM79 181V180H78ZM44 182V181H43ZM43 182L41 183L40 182V184H43ZM48 182L50 183L51 182V180L49 181V179H48ZM62 182V181H61ZM63 182H64V180H63ZM38 184V183H37ZM36 184V185H37ZM40 184H38V186H40ZM108 184V183H107ZM106 185V184H105ZM44 186V185H43ZM69 186H70V184H69ZM48 188V187H47ZM110 188V187H109ZM34 189V188H33ZM36 189V188H35ZM49 189V188H48ZM64 189V188H63ZM62 189V190H63ZM75 189V188H74ZM76 189H77V187H76ZM75 189V190H76ZM79 189V188H78ZM83 189L85 190V186L83 187ZM91 189H93V188H91ZM101 189H102V187H101ZM106 189H108V188H106ZM27 190H30V189H27ZM26 190V191H27ZM52 190V189H51ZM58 190H59V188H58ZM90 189H86L84 192H86V191H89ZM94 190V189H93ZM96 190V189H95ZM17 191V190H16ZM53 191V190H52ZM60 191H61V189H60ZM67 191V190H66ZM101 191V190H100ZM28 192V191H27ZM31 192H33V191H31ZM53 192H55V191H53ZM62 192V191H61ZM70 192V191H69ZM95 192V191H94ZM104 192H105V189H104ZM106 192H108V190L106 191ZM56 193V192H55ZM58 193V192H57ZM56 193V194H57ZM73 193V192H72ZM82 193H83V191H82ZM88 193H93V192H88ZM88 193H86V194H88ZM103 193V192H102ZM154 193V192H153ZM27 194V193H26ZM32 194V193H31ZM85 194V193H84ZM99 194H100V192H99ZM98 194V195H99ZM105 194V193H104ZM103 194V195H104ZM107 194V193H106ZM117 194V193H116ZM148 194V193H147ZM12 195H14V194H12ZM62 195V194H61ZM77 195V194H76ZM80 194L78 193V196H79ZM113 195V194H112ZM19 196V195H18ZM85 196H87V195H85ZM106 196V195H105ZM105 196H102V197H105ZM44 197V196H43ZM77 197V196H76ZM83 197V198H82ZM82 197H80V198H82V199H84V195L82 196ZM101 197V198H102ZM108 197H110V196H108ZM161 197V196H160ZM45 198V197H44ZM50 198H52V197H50ZM58 199H59V197H57ZM74 197H72V199H73ZM78 198V197H77ZM77 198H76V200H77ZM86 198V197H85ZM13 199H14V197H13ZM61 200H62V198H60ZM63 199H65V198H63ZM75 199V198H74ZM82 199H81V201H82ZM87 199V198H86ZM110 199V198H109ZM54 200V199H53ZM53 200H51V201H53ZM80 200V199H79ZM108 199L106 198V201H107ZM112 200V199H111ZM63 202H64V200H62ZM99 201V200H98ZM97 201V202H98ZM101 201V200H100ZM99 201V202H100ZM12 202V201H11ZM32 202V201H31ZM47 203H48V201H46ZM44 203V204H47V203ZM50 202V201H49ZM98 202V203H99ZM101 202H104V200H103V198H102V201ZM51 203V202H50ZM62 203V202H61ZM60 203V204H61ZM65 203V202H64ZM69 203L70 204H72V206L73 205H76V203L74 202V204H73V202H71V201H69ZM68 203V204H69ZM143 203V202H142ZM49 204V203H48ZM59 204V203H58ZM66 204V203H65ZM67 204V205H68ZM80 204V203H79ZM96 204V203H95ZM148 204V203H147ZM146 204V205H147ZM52 205V204H51ZM156 205V204H155ZM14 206V205H13ZM44 206V205H43ZM43 206H42V208H43ZM65 205H63L62 204V206H59V207H56V205H55V208H56V211H57V208H59L58 210H60V208H66L67 209V207L65 206ZM69 206V205H68ZM154 206V205H153ZM24 207V206H23ZM40 208H41V206H39ZM54 207V206H53ZM78 207V206H77ZM150 207H152L151 205H150ZM62 208V209H63ZM70 208H74V207H71V205H70V207H69V209ZM22 209V208H21ZM26 209V208H25ZM75 209V208H74ZM110 209V208H109ZM148 209V208H147ZM48 210V209H47ZM68 210V209H67ZM71 210V209H70ZM69 210V211H70ZM93 210V209H92ZM149 211V210H148ZM31 212V211H30ZM37 212V211H36ZM54 212V211H53ZM86 213V212H85ZM28 214V213H27ZM37 214V213H36ZM35 214V215H36ZM40 214V213H39ZM41 214H43V213H41ZM58 214V213H57ZM65 214H67V213H65ZM71 214V215H70ZM101 214V213H100ZM114 214H116V213H114ZM38 215V214H37ZM68 215H70V216H72V213H68ZM54 216V215H53ZM96 216H98V215H96ZM110 217H112L111 215H109ZM114 216V215H113ZM157 216V215H156ZM39 217V216H38ZM56 217V216H55ZM45 218V217H44ZM51 218V217H50ZM60 218V217H59ZM93 218V217H92ZM107 218V217H106ZM165 218V217H164ZM67 219H68V217H67ZM70 219V218H69ZM95 219V218H94ZM112 219V218H111ZM35 220V219H34ZM73 220V219H72ZM105 220H107V219H105ZM58 221V220H57ZM56 221V222H57ZM68 221V220H67ZM108 221V220H107ZM113 221V220H112ZM125 221V220H124ZM124 221H123V223H124ZM161 221V220H160ZM62 222V221H61ZM152 222V221H151ZM154 222V221H153ZM161 223V222H160ZM122 224V223H121ZM156 224V223H155ZM108 225H109V222H108ZM111 226H112V223L110 224ZM119 225V224H118ZM146 225V224H145ZM105 226V225H104ZM167 242V241H166ZM149 246V245H148ZM166 248V247H165ZM132 260V259H131ZM180 261V260H179Z\"/></svg>",
    "mask_w": 264,
    "mask_h": 264
}]
</instances>
